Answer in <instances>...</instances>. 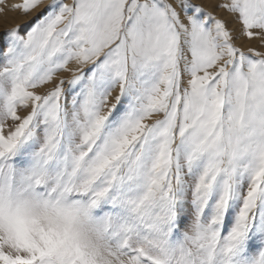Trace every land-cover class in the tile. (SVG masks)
I'll list each match as a JSON object with an SVG mask.
<instances>
[{
    "label": "snow or ice",
    "instance_id": "obj_1",
    "mask_svg": "<svg viewBox=\"0 0 264 264\" xmlns=\"http://www.w3.org/2000/svg\"><path fill=\"white\" fill-rule=\"evenodd\" d=\"M6 11L0 264H264V0Z\"/></svg>",
    "mask_w": 264,
    "mask_h": 264
},
{
    "label": "rangeland",
    "instance_id": "obj_2",
    "mask_svg": "<svg viewBox=\"0 0 264 264\" xmlns=\"http://www.w3.org/2000/svg\"><path fill=\"white\" fill-rule=\"evenodd\" d=\"M205 1H210V2H211V0H196L197 3H202L203 5H204V3H206ZM19 2H20V0H7V3H8V4H11V3H19ZM205 6L209 7V9H210V6H208L207 4H206ZM6 12H12L13 14H15V16H16L17 18H20V19H24V18H25V20L22 21L21 23H24V22H25L26 20H28V19L30 18V16H31V14H30L29 17H25V16L22 15L20 12H13V11H6ZM5 14H6V13H2V14H0V16L5 15ZM15 24H17V23H15ZM11 26H13V25H11ZM11 26H10V27H11ZM7 28H9V27L3 28V29H1L0 31H4V30H6ZM239 43H241L244 47H248V46H255V47H257V48H260V47H261V45H260V43H259L258 41H252L251 44H249V42H248L247 40H243V41H240Z\"/></svg>",
    "mask_w": 264,
    "mask_h": 264
},
{
    "label": "bare ground",
    "instance_id": "obj_3",
    "mask_svg": "<svg viewBox=\"0 0 264 264\" xmlns=\"http://www.w3.org/2000/svg\"><path fill=\"white\" fill-rule=\"evenodd\" d=\"M204 5L210 6V1H205ZM5 15L0 16V30L6 27H10L11 25H14L15 23H21L24 19L17 18L15 14L12 12H5Z\"/></svg>",
    "mask_w": 264,
    "mask_h": 264
}]
</instances>
